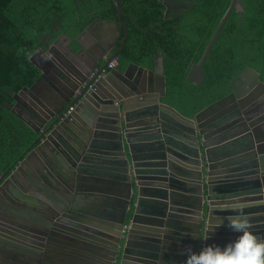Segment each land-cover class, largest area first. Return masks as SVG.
I'll return each mask as SVG.
<instances>
[{
	"label": "water",
	"instance_id": "obj_1",
	"mask_svg": "<svg viewBox=\"0 0 264 264\" xmlns=\"http://www.w3.org/2000/svg\"><path fill=\"white\" fill-rule=\"evenodd\" d=\"M112 1L121 18L123 10L119 1ZM234 10L246 11L241 0H231L200 61L189 64L187 81L191 84L199 87L204 83L207 77L204 64ZM120 25L126 33L123 44L114 50L122 34ZM89 32L95 38L93 45L109 56L107 60L101 56L92 66L84 64L86 59H81L83 63H75L74 58H69L75 64V68L70 67L65 59H60V54H56L58 41L48 50L37 49L31 56L30 60L41 75L31 87L26 86L17 93L11 110L40 133L38 144L27 151L24 159L0 184V196L14 194V185L26 172L35 171L33 159L39 161L36 166L47 162L58 175L65 169L67 176L71 174L65 161H73L72 165L77 168L88 165L89 171L95 169L98 177H105V168L112 169L107 172V180L99 178V187L84 193L94 196L97 192L106 200L113 199L115 204L105 209L109 215H119L109 217L107 234L101 235L108 240L99 248L109 254L106 264H112L118 253L123 254L122 264H138L130 256L132 254L143 258L140 264H180L177 258L185 261L190 250H199L208 244L223 246L235 239L237 234L227 227V218L237 212L247 215L252 228H264V139L254 136L259 129L257 122L264 115L261 74L247 66L232 80L230 95L194 117H187L162 102L167 95L163 55H158L150 70L130 64L134 71H139L137 75H132L131 67L107 71L110 61L121 54L128 36L127 28L122 21L96 20L75 40L81 49L74 50L69 38L71 43L67 51L73 55L86 53L87 43L81 39ZM117 34V39H113ZM63 35L68 38L67 34ZM56 65H60L61 70L54 69ZM87 65H90L88 70ZM93 72L96 74L90 78ZM247 76L253 78L252 83H245ZM56 78L57 83L49 81ZM41 85H44L45 95L38 91ZM239 85H242L240 90L237 89ZM118 89H126V92ZM48 94H51L50 100L46 99ZM20 97L32 105L37 104L38 111L23 104ZM71 106L74 110L67 114ZM48 173L52 180L53 174L49 170ZM67 179L75 182L70 176ZM106 183L112 186L106 187ZM110 195L114 198L108 197ZM45 197L53 203L60 198L52 189L46 190ZM86 203L80 206L83 214L95 213L97 203ZM172 217L186 219L182 225L187 227L182 230L187 233V245L176 249L179 254L168 253L164 251L167 248L153 246L149 241V236L162 232L166 219ZM86 219L82 218L77 224L65 219L57 222L64 234L70 233L69 227L76 225L78 230L72 234L76 245L79 240L90 238V233L85 231L95 232L88 226H93L96 218H92L93 222L88 221H92L88 216ZM127 220L130 225L124 234ZM218 223L220 227H216ZM43 226L54 230L51 222ZM32 229H40L37 232L45 234L43 228L35 226ZM123 236L126 240L122 245ZM65 239L69 241L56 233L45 238L53 250L65 244L62 242ZM94 239L93 250L103 242L100 237L94 236ZM29 254H33L29 256L30 264H45L43 255Z\"/></svg>",
	"mask_w": 264,
	"mask_h": 264
},
{
	"label": "trees",
	"instance_id": "obj_2",
	"mask_svg": "<svg viewBox=\"0 0 264 264\" xmlns=\"http://www.w3.org/2000/svg\"><path fill=\"white\" fill-rule=\"evenodd\" d=\"M118 1L138 27L147 29L126 19L129 40L119 61L124 67L134 62L153 68V55L162 51L167 77L163 101L183 115L194 117L228 96L232 80L247 66L264 76V0H241L246 11L232 12L204 64L207 77L199 87L187 81L190 61L184 60L182 41L174 39L172 30L157 29L189 25L198 50L193 62L198 63L231 0H195L194 11L179 21L165 19L157 0ZM116 13L112 0H0V184L38 144L39 133L11 110L17 93L41 75L31 56L39 48L47 50L60 34L76 38L94 18Z\"/></svg>",
	"mask_w": 264,
	"mask_h": 264
},
{
	"label": "flooded vegetation",
	"instance_id": "obj_3",
	"mask_svg": "<svg viewBox=\"0 0 264 264\" xmlns=\"http://www.w3.org/2000/svg\"><path fill=\"white\" fill-rule=\"evenodd\" d=\"M167 6H165L160 0H157V2L161 5V11L164 14L165 19H176L179 21L182 16L191 14L194 11V8L196 7V1L195 0H163ZM122 8V7H121ZM123 14L121 18L118 16V12L112 17V18H106V17H96L94 18L91 23L85 28L86 29L93 24L96 20H112V21H122L124 22L128 36L125 41V45L128 44L129 40V29H128V23L132 24L134 23V26L136 25L135 19L132 17V15L128 12L127 9L122 8ZM190 16V15H189ZM128 23H127V21ZM122 34L120 37H118V34L115 35L113 39H117V46L114 50H117L121 44H123V40L125 37V29L123 26H121ZM138 27V26H137ZM140 30H143V32L147 31V29L138 27ZM162 29H157L158 32H161L163 30H172V36L175 40H181L184 46V52L183 56L185 55L184 60H189L190 63H194V55L198 53L197 48H194L192 45L196 44V41H192L191 39H196L193 34H191L190 30L191 27L189 25H175L173 28H167L161 25ZM83 31V32H84ZM81 32V34L83 33ZM97 33V32H96ZM62 33L60 34L53 42L50 44H56L58 41L57 51L56 54H60V59H65L70 67L75 68V64L69 58H74L73 61L75 63H83L81 59H86L84 64H91L96 65V58H99L103 56L105 60L106 55L103 52V49H99L95 47L93 44H96L94 41V36L91 32L85 38H82L81 40L85 43H87V50H85L86 53H78L77 55H73L67 51V45H70L69 38L72 39L71 47L79 51L81 47L75 42V40L80 37L78 35L76 38H72L68 35V38H65ZM115 39V40H116ZM187 44L189 48L185 45ZM124 47L122 48L121 53L124 51ZM50 47V46H49ZM48 47V49H49ZM47 49V50H48ZM90 51H92L93 57L89 54ZM52 54V53H51ZM49 55V57H52V55ZM158 55H163L162 51H158L154 56V59L158 57ZM109 57V56H108ZM164 57V56H163ZM200 61V60H199ZM56 62V61H54ZM134 62H131L127 64V66H123L121 61H119L118 65L114 69H127L131 67L129 70L132 75H137L139 71H134L132 64ZM155 63V62H154ZM137 64V63H134ZM81 65V64H80ZM139 67H145L143 65L137 64ZM90 65L85 66L86 69ZM61 70L60 65H56L54 69ZM147 69H153L148 68ZM90 69V68H88ZM87 69V70H88ZM107 71H110L112 69H108L107 65ZM133 70V71H132ZM260 73V72H258ZM95 72H93L90 75V78H93L95 76ZM141 74V72H140ZM261 74V73H260ZM264 76L261 74V80L263 81ZM56 80V81H55ZM58 78L51 79L49 81L57 83ZM245 83H252L253 78L250 76H247ZM118 84V83H117ZM119 86L122 88V86L119 84ZM242 85L237 86V89L240 90ZM255 87H259V84H257ZM44 85H41L39 87V93L43 94ZM120 91L126 92V89H118ZM116 90V92L119 94V91ZM37 94V93H36ZM35 94V95H36ZM231 94V93H230ZM229 94V95H230ZM45 95V94H43ZM51 94H48L46 99L50 100L51 98H48V96ZM51 97V96H50ZM166 97V96H165ZM164 97V98H165ZM254 97V96H253ZM162 98V102L165 103ZM20 101L25 104L27 107H29L32 110L38 111L36 105H32L28 100H25L23 97H20ZM167 104V103H166ZM169 105V104H168ZM171 106V105H170ZM173 107V106H172ZM175 108V107H174ZM257 127L259 129L255 132V137L259 139H264V115L261 117V119L257 122ZM40 134V133H39ZM253 136V137H254ZM174 141L175 138H172ZM179 141V140H178ZM173 147V146H172ZM33 149V148H32ZM31 149V150H32ZM75 151H77L74 148ZM79 153V150H78ZM39 162V161H38ZM69 167V176L75 180V182L71 183L67 178V176L64 172L61 173V175H58L55 171V168H53L51 165L47 164V162L40 163L39 166H36V170L33 171V173L26 172L25 175L22 177L21 181L18 184L14 185V194L11 193H4L0 196V264H30L32 262V259L29 257V253H34V255L40 256L43 255L45 264H106V257L109 256L106 252L103 250H99L100 247H104L103 245L108 242L107 237H102L101 235L107 234L108 228V219L111 216L118 217V214L115 215H109L106 211V207L109 205H114L113 199H105V197H102V195H99L97 192H95L94 196L90 195H84V193H87L85 191H88L92 188L99 187L97 185V182H99V178H105L107 177V172H105V177H97L96 176V170L93 169V171H89L88 165L85 166L84 164L80 167L73 166V161L67 162L65 161ZM48 170L53 174V178L49 177ZM96 178V179H95ZM107 180V178H105ZM55 187V190L51 188V186ZM111 185V184H110ZM112 186V185H111ZM52 192L54 191V194L58 195L60 198L57 199V202L53 203L49 199L45 197L46 190H49ZM111 198L112 195L108 196ZM134 201V199H132ZM84 202H92L97 203L95 213H90L88 215H84L83 211H81V205H83ZM116 202V201H115ZM86 203V205H87ZM87 212V211H86ZM91 212V211H90ZM41 214L43 216H41ZM186 214V213H185ZM87 216L92 220V218H96L93 222L88 220L89 222H93L94 225H89L88 227L91 228V231L95 232H87L90 233V238L86 240H79V243L75 245L77 240L74 238L72 234L76 233L78 228L76 225L70 226L69 231L70 233L64 234L60 231H62V227L59 222H57L58 219H65L69 222H82V218L84 220H87ZM186 215L182 214V217H185ZM24 217H27L29 219H26ZM23 220V221H22ZM164 226L161 227L163 230L162 232L157 233L156 235L149 236L150 242L154 246H158L160 248H167L168 250H164L168 253H178L179 252L176 249H183L186 248V239H187V233L182 230V228L187 227L182 225L183 223H186V219H180V218H169L166 219ZM188 221V220H187ZM47 222L52 223V228L54 230H51L48 226H43ZM30 224H34L35 226L39 228H43L42 231L45 234H39L37 231L40 229H37L36 231L32 229L35 228V226L30 227ZM130 223L129 220L126 221L123 233L125 234L127 228L129 227ZM68 225H64L66 228ZM159 228V227H158ZM251 230L256 233L260 238H264V228L259 227L258 229H254L251 227ZM50 233H56L57 235H61L64 238H67L69 241L62 240V242H65V244H62L59 249L53 250L51 249V246H49L46 243L45 238L48 237ZM95 237H100L103 239V242L93 250V246L96 244ZM73 241H72V240ZM126 239L124 236L121 239V244H124V241ZM81 249V251H77ZM44 251L46 254H44ZM163 251V249H162ZM95 252V254H93ZM122 253H118L117 256H115V259L112 264H122ZM184 254L181 253V256ZM95 256L97 259H92L91 257ZM133 257V260L137 261L138 264H140L142 261L139 256L137 255H130ZM34 260V259H33ZM140 260V261H138ZM179 260L180 264H184L183 258H177ZM132 262V261H130Z\"/></svg>",
	"mask_w": 264,
	"mask_h": 264
},
{
	"label": "clouds",
	"instance_id": "obj_4",
	"mask_svg": "<svg viewBox=\"0 0 264 264\" xmlns=\"http://www.w3.org/2000/svg\"><path fill=\"white\" fill-rule=\"evenodd\" d=\"M227 219V227L237 234L235 239L223 246L208 244L190 250L184 264H264V239L251 230L247 215L237 212Z\"/></svg>",
	"mask_w": 264,
	"mask_h": 264
},
{
	"label": "built area",
	"instance_id": "obj_5",
	"mask_svg": "<svg viewBox=\"0 0 264 264\" xmlns=\"http://www.w3.org/2000/svg\"><path fill=\"white\" fill-rule=\"evenodd\" d=\"M119 63V58L114 57L110 63L108 64V69H114ZM74 110V107L71 106L70 109L68 110L67 114H70Z\"/></svg>",
	"mask_w": 264,
	"mask_h": 264
},
{
	"label": "crops",
	"instance_id": "obj_6",
	"mask_svg": "<svg viewBox=\"0 0 264 264\" xmlns=\"http://www.w3.org/2000/svg\"><path fill=\"white\" fill-rule=\"evenodd\" d=\"M33 162H32V166H35V169L34 170H36V165H37V163H38V161L36 160V159H33L32 160ZM112 169H110V168H105L104 169V173L105 172H109V171H111ZM33 172V171H32ZM111 173H113V172H111ZM97 177H98V175H96ZM98 183V182H97ZM98 185V184H97ZM106 187H108V186H111L109 183H106V184H104ZM99 186V185H98ZM103 186V185H102ZM52 189H54L55 190V188H52Z\"/></svg>",
	"mask_w": 264,
	"mask_h": 264
}]
</instances>
